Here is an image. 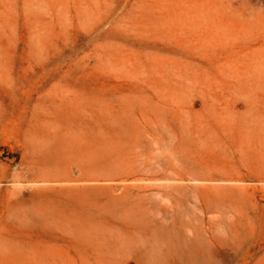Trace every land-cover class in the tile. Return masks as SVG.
I'll use <instances>...</instances> for the list:
<instances>
[{
	"label": "rangeland",
	"instance_id": "rangeland-1",
	"mask_svg": "<svg viewBox=\"0 0 264 264\" xmlns=\"http://www.w3.org/2000/svg\"><path fill=\"white\" fill-rule=\"evenodd\" d=\"M0 264H264V0H0Z\"/></svg>",
	"mask_w": 264,
	"mask_h": 264
}]
</instances>
